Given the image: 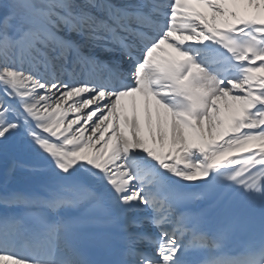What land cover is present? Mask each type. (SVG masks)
Segmentation results:
<instances>
[{"label":"snow or ice","instance_id":"obj_1","mask_svg":"<svg viewBox=\"0 0 264 264\" xmlns=\"http://www.w3.org/2000/svg\"><path fill=\"white\" fill-rule=\"evenodd\" d=\"M0 156V264H264V0H0Z\"/></svg>","mask_w":264,"mask_h":264},{"label":"bare ground","instance_id":"obj_2","mask_svg":"<svg viewBox=\"0 0 264 264\" xmlns=\"http://www.w3.org/2000/svg\"><path fill=\"white\" fill-rule=\"evenodd\" d=\"M240 7L242 8L243 6H240ZM3 161H4L3 157L0 156V162H3ZM16 174H19V173L17 172ZM22 177H24V176H22Z\"/></svg>","mask_w":264,"mask_h":264}]
</instances>
